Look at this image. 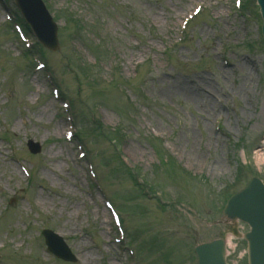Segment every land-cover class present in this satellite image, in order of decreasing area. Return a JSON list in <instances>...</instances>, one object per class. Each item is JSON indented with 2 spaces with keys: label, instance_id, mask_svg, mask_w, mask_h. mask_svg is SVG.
<instances>
[{
  "label": "rangeland",
  "instance_id": "obj_1",
  "mask_svg": "<svg viewBox=\"0 0 264 264\" xmlns=\"http://www.w3.org/2000/svg\"><path fill=\"white\" fill-rule=\"evenodd\" d=\"M44 1L59 49L41 54L0 0V264H70L46 254L44 228L73 264H197L194 247L224 236L228 260L247 264L222 209L264 180L257 1ZM94 120L121 127L116 144Z\"/></svg>",
  "mask_w": 264,
  "mask_h": 264
},
{
  "label": "water",
  "instance_id": "obj_2",
  "mask_svg": "<svg viewBox=\"0 0 264 264\" xmlns=\"http://www.w3.org/2000/svg\"><path fill=\"white\" fill-rule=\"evenodd\" d=\"M263 18L264 36V0H257ZM27 20L33 26L42 43L53 51L59 49L57 39V25L41 0H16ZM33 152H39V144H29ZM223 214L227 223L233 225V233L241 236L238 232V220L250 225L251 230L244 235L248 241L249 264H264V183L258 177L249 181L246 187L231 197ZM50 248L60 257L75 261L70 249L63 238L45 231ZM198 264H228L226 262L227 246L225 239H216L212 242L202 243L196 246Z\"/></svg>",
  "mask_w": 264,
  "mask_h": 264
},
{
  "label": "bare ground",
  "instance_id": "obj_3",
  "mask_svg": "<svg viewBox=\"0 0 264 264\" xmlns=\"http://www.w3.org/2000/svg\"><path fill=\"white\" fill-rule=\"evenodd\" d=\"M262 113H263V111H262ZM258 151H260V152L257 153V159H258L259 162H262L263 163L264 162V144H262L260 146V148H259ZM232 240H233V237L232 236H229L228 237V243H229L230 247H232V245H233ZM81 244H82V242H81Z\"/></svg>",
  "mask_w": 264,
  "mask_h": 264
},
{
  "label": "trees",
  "instance_id": "obj_4",
  "mask_svg": "<svg viewBox=\"0 0 264 264\" xmlns=\"http://www.w3.org/2000/svg\"><path fill=\"white\" fill-rule=\"evenodd\" d=\"M86 74V73H85ZM117 131H119V130H115V132L114 133H112V135L110 134V132H108L107 131V133H106V135L107 136H110L109 138L111 139V140H113V141H115L116 143H117V140L119 139L118 137H117V134L119 133H117ZM117 133V134H116ZM115 134V136H113ZM114 137V138H113ZM243 172V170L242 169H240L239 170V174H241Z\"/></svg>",
  "mask_w": 264,
  "mask_h": 264
}]
</instances>
